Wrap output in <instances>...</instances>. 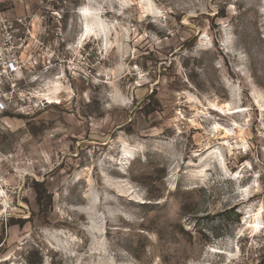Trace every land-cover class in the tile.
Returning <instances> with one entry per match:
<instances>
[{"label": "rangeland", "instance_id": "1", "mask_svg": "<svg viewBox=\"0 0 264 264\" xmlns=\"http://www.w3.org/2000/svg\"><path fill=\"white\" fill-rule=\"evenodd\" d=\"M4 8L58 59L3 113L0 264H264V0Z\"/></svg>", "mask_w": 264, "mask_h": 264}, {"label": "built area", "instance_id": "2", "mask_svg": "<svg viewBox=\"0 0 264 264\" xmlns=\"http://www.w3.org/2000/svg\"><path fill=\"white\" fill-rule=\"evenodd\" d=\"M0 0V126H9L4 111L33 112L49 101L43 97L45 76L56 66L58 53L47 46L39 18L14 15ZM37 23V25H35ZM53 59V60H52Z\"/></svg>", "mask_w": 264, "mask_h": 264}, {"label": "bare ground", "instance_id": "3", "mask_svg": "<svg viewBox=\"0 0 264 264\" xmlns=\"http://www.w3.org/2000/svg\"><path fill=\"white\" fill-rule=\"evenodd\" d=\"M84 10V9H83ZM90 29V28H89ZM87 33H89L88 29L85 28L84 29V32H83V35H86ZM56 86H59L58 83H56ZM223 108V107H222ZM133 148H131L132 150ZM128 150V149H127ZM130 150V149H129ZM133 151V150H132ZM132 151H131V154H132ZM128 152V151H127ZM130 154V153H128ZM127 155V153H126ZM247 225L249 226L250 228V231H258L260 230L262 227H263V219H262V215H261V207L257 209L256 212H250L249 215H248V221H247ZM93 228V226H92ZM98 229V231H102L103 230V227H100L99 228H96ZM215 251V250H214ZM217 252H220L219 250H217Z\"/></svg>", "mask_w": 264, "mask_h": 264}]
</instances>
